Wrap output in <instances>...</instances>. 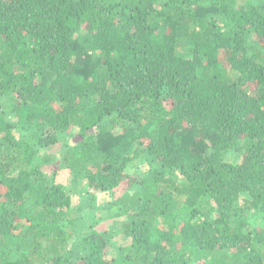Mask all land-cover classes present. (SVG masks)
<instances>
[{
	"label": "trees",
	"instance_id": "obj_1",
	"mask_svg": "<svg viewBox=\"0 0 264 264\" xmlns=\"http://www.w3.org/2000/svg\"><path fill=\"white\" fill-rule=\"evenodd\" d=\"M0 264H264V0H0Z\"/></svg>",
	"mask_w": 264,
	"mask_h": 264
},
{
	"label": "rangeland",
	"instance_id": "obj_2",
	"mask_svg": "<svg viewBox=\"0 0 264 264\" xmlns=\"http://www.w3.org/2000/svg\"><path fill=\"white\" fill-rule=\"evenodd\" d=\"M77 139L71 138L68 139L69 145H74L76 143ZM43 155H49L53 156L55 160V164L52 165L53 170L57 169L58 176H57V182L62 183L67 186L69 191H73V204L75 207H80V205H84L85 208V214L89 216L88 207L94 203V208H96V211L93 215L88 217L90 221H96L99 222V229H107L108 232H110L112 237V243L114 246H116L115 254L118 253V248L120 247H127L131 245V238H128L126 235V229L125 225L128 222V218L126 216H118L119 212H117V208L113 207L112 203L117 201L118 198L121 197V194L113 195L111 197L110 194L105 193H99L95 195V200L91 201L93 198L91 196H88V189L86 187L83 188H76L78 185L73 188V185L71 184V178L69 176V173L66 170H62L60 168L61 161L63 160V149L60 148V146H56L54 148H49L47 150H44L40 153V156ZM241 155L237 153H228L226 154L225 161L232 163V164H238L241 160ZM48 170V167H44L43 171L45 172ZM130 174H138L139 176H145L149 174L150 168L146 163H140L138 165L137 162H133L131 167L128 169ZM135 188L134 190H137ZM89 203V204H88ZM77 214V213H76ZM248 217V232H254L257 231L258 228L262 226L261 221L257 219V217ZM261 224V225H260Z\"/></svg>",
	"mask_w": 264,
	"mask_h": 264
}]
</instances>
